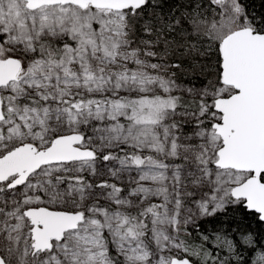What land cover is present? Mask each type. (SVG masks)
Returning <instances> with one entry per match:
<instances>
[{"label": "snow or ice", "instance_id": "snow-or-ice-1", "mask_svg": "<svg viewBox=\"0 0 264 264\" xmlns=\"http://www.w3.org/2000/svg\"><path fill=\"white\" fill-rule=\"evenodd\" d=\"M164 4L0 0V264H264V13Z\"/></svg>", "mask_w": 264, "mask_h": 264}, {"label": "trees", "instance_id": "trees-1", "mask_svg": "<svg viewBox=\"0 0 264 264\" xmlns=\"http://www.w3.org/2000/svg\"><path fill=\"white\" fill-rule=\"evenodd\" d=\"M246 2L249 4V11L255 14L264 13V0H246ZM183 3H185V0H165L164 10L166 12L169 10V8L175 10ZM231 215H234L236 220H240L242 213L237 211L235 213H230V216ZM226 219L228 218L221 217L219 220L207 218L201 223L200 230L206 233H212L214 230H218L221 227H227L226 224L221 223V221ZM244 224L248 226L254 236L259 234V236L264 237V223H258L257 218L253 215L249 214L244 217ZM232 227H235L234 223L232 224ZM193 235H196V233L194 232ZM261 243H264V239L261 240ZM245 255L247 254L245 253Z\"/></svg>", "mask_w": 264, "mask_h": 264}]
</instances>
